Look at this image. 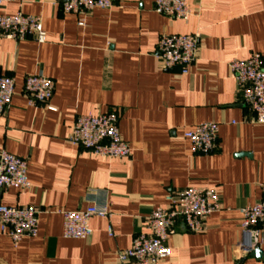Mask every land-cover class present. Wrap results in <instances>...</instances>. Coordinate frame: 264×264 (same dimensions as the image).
<instances>
[{
    "label": "crops",
    "instance_id": "0c3cea01",
    "mask_svg": "<svg viewBox=\"0 0 264 264\" xmlns=\"http://www.w3.org/2000/svg\"><path fill=\"white\" fill-rule=\"evenodd\" d=\"M187 21L154 11L155 0H117L84 18L65 15L61 0H13L0 14L41 18L46 42L0 38V74L15 79V94L0 114V150L28 159L31 188L0 195L4 206L40 210L38 234L15 245L0 233V264H121L118 254L146 232L151 212L167 204L172 190L214 188L220 210L206 230L182 224L168 241L171 255L160 264H264L247 253L242 209L263 197L264 124L241 102L229 70L233 59L264 58V0H186ZM201 33L198 58L188 74L165 70L155 50L162 36ZM56 84L49 106H32L27 76ZM116 109L127 159L95 155L69 142L79 116ZM217 122V150L197 155L186 132ZM108 193L110 217L90 221L86 240L66 239L61 212L85 210L89 190ZM135 264V263H128Z\"/></svg>",
    "mask_w": 264,
    "mask_h": 264
},
{
    "label": "built area",
    "instance_id": "2783aa9c",
    "mask_svg": "<svg viewBox=\"0 0 264 264\" xmlns=\"http://www.w3.org/2000/svg\"><path fill=\"white\" fill-rule=\"evenodd\" d=\"M13 0H0V7ZM24 1V0H22ZM117 0H61L65 15L79 17V26L85 25L84 18L96 9H111ZM154 11L174 20L187 21L192 15L186 0H155ZM0 38L16 42L34 39L46 42L47 36L37 16L18 12L13 15L0 14ZM202 35H165L157 44L155 56L165 68L179 69L188 74L198 58ZM229 70L237 83L241 102L253 115L252 122L264 124V58L252 54L247 60L233 59ZM55 82L42 74L27 76L24 80V94L32 106H44L55 111L49 102L55 93ZM15 94V79L0 74V114H5L11 106ZM119 112L112 109L98 116H79L69 137L72 144L91 151L97 156L111 159H127L131 154L129 144L119 131ZM219 134L217 122H204L186 132L191 151L197 155L216 152ZM28 159L0 150V195L12 188L28 190ZM262 199L253 206L242 209L241 228L247 242L241 246L247 253L258 249L263 242L259 227L264 225V185ZM88 207L85 210L61 212L63 235L66 239L86 240L91 237L90 221L95 218H109L108 193L91 189L86 194ZM220 210V199L214 188H188L172 190L167 195V204L155 208L145 220L146 232L138 233L128 250L118 254L121 264H160L170 257L168 241L182 224L190 233L206 230V220ZM40 210L33 206H4L0 204V233L11 238L15 245L24 238H34L38 234Z\"/></svg>",
    "mask_w": 264,
    "mask_h": 264
},
{
    "label": "water",
    "instance_id": "95a60500",
    "mask_svg": "<svg viewBox=\"0 0 264 264\" xmlns=\"http://www.w3.org/2000/svg\"><path fill=\"white\" fill-rule=\"evenodd\" d=\"M259 254V248L258 249H256V250H254L253 252H252V255H258Z\"/></svg>",
    "mask_w": 264,
    "mask_h": 264
}]
</instances>
